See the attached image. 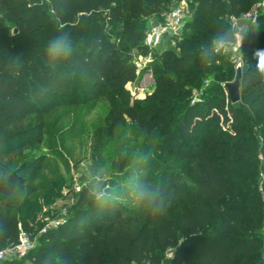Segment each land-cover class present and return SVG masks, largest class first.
<instances>
[{
    "label": "trees",
    "instance_id": "obj_1",
    "mask_svg": "<svg viewBox=\"0 0 264 264\" xmlns=\"http://www.w3.org/2000/svg\"><path fill=\"white\" fill-rule=\"evenodd\" d=\"M174 1L0 0V250L15 245L21 231L33 235L14 212V196L27 173L40 167L24 162L11 170L5 159L41 141L42 115L57 105L105 96L111 127L130 122L156 151L175 154L184 172L190 167L185 182L159 187L171 202L164 215L152 212L147 201L134 204L135 187L122 184L118 194L39 233L22 258L0 264H163L168 249L169 264H264L263 211L243 197L245 177L233 174L242 166L258 170L259 153L264 166V140L259 145L249 133L254 125L248 113L263 120L257 130L264 137V74L253 58L264 49V14L242 46L239 106L223 87L234 79L235 67L214 47L218 39H234L230 15L239 17L261 0L190 1L197 6L186 18L183 28H191L179 51L159 54L153 91L133 99L126 85L137 79V69L119 41L128 34L138 40L134 27L142 23L146 33L150 17L163 21ZM109 22L121 23L123 31L110 33ZM64 36L67 54L51 52ZM234 195L240 199L229 201ZM86 200L82 195L79 205Z\"/></svg>",
    "mask_w": 264,
    "mask_h": 264
},
{
    "label": "rangeland",
    "instance_id": "obj_2",
    "mask_svg": "<svg viewBox=\"0 0 264 264\" xmlns=\"http://www.w3.org/2000/svg\"><path fill=\"white\" fill-rule=\"evenodd\" d=\"M192 0H186L187 4ZM197 3L189 10L194 11ZM163 19V14L162 16ZM151 22H162L157 16L150 17ZM257 21H242L237 30L241 39L238 52L242 55V46L248 29ZM142 23L134 28L140 34L138 40L130 34L119 41L121 48L132 57L137 69V79L129 82L126 89L133 99L145 98L155 86V68L159 65V54L164 50L179 51L178 43L189 31L191 25L178 31L174 36L164 38L161 45L149 55L143 50L145 31L140 29ZM110 33L122 32L120 24L107 23ZM228 40V49L236 43ZM222 55V60H229ZM204 92L196 93L201 98ZM196 97V98H197ZM236 106H239L238 104ZM109 100L103 96L94 101H69L57 105L42 115L44 131L39 143L30 144L5 159V165L14 169L24 162H39L40 167L33 173H27V183L14 196V212L23 222L33 227L32 239L44 228H52L65 222L71 215L87 208L90 204L103 200L111 194H118L122 184L136 186L147 184L159 188L164 182L172 180L186 181L182 161L175 154L154 149V143L139 128L128 121L111 127L108 122ZM254 126L249 133H254L259 145L263 143L262 132L257 130L263 120L258 119L254 111H248ZM222 126H226L221 122ZM249 127L246 129L248 130ZM259 167L242 166L234 171V176L245 177L249 186L243 188V197L263 211L261 233L264 241V166L262 154L259 153ZM124 165L123 171H120ZM130 171V172H129ZM252 171H257L253 179H248ZM104 192L98 200L94 193ZM84 195L87 200L79 205L78 200ZM129 197V196H128ZM133 203L137 204L135 197ZM240 199V195L229 197V201ZM242 198V196H241ZM139 202V201H138ZM139 204V203H138ZM264 249V246H263ZM173 249L165 253L163 264H169ZM23 264H32L29 260Z\"/></svg>",
    "mask_w": 264,
    "mask_h": 264
},
{
    "label": "built area",
    "instance_id": "obj_3",
    "mask_svg": "<svg viewBox=\"0 0 264 264\" xmlns=\"http://www.w3.org/2000/svg\"><path fill=\"white\" fill-rule=\"evenodd\" d=\"M191 13L186 0L174 1L169 11L165 13L162 22H151V26L147 30L144 39V45L147 47L149 55L161 45L165 37L174 36L178 31L182 30L186 18L190 17ZM261 14H264V0L254 3L247 12L239 17L230 15L229 22L232 30H234L236 34H240L237 30L240 22L254 21ZM227 45H229L228 42H226L225 47L219 51L215 48V52L228 56L229 61L236 69L237 66L242 65V56L238 52L236 53L228 49ZM47 229L48 228H44L42 232ZM34 245L35 240L25 231H21L18 242L15 245L0 250V260L22 258L28 251L34 248Z\"/></svg>",
    "mask_w": 264,
    "mask_h": 264
},
{
    "label": "clouds",
    "instance_id": "obj_4",
    "mask_svg": "<svg viewBox=\"0 0 264 264\" xmlns=\"http://www.w3.org/2000/svg\"><path fill=\"white\" fill-rule=\"evenodd\" d=\"M226 41L218 39L214 41V47L217 51L224 48ZM241 39L239 34L236 35V43L232 46V51H239ZM70 41L67 36L61 37L56 40L50 47L51 52L67 54L69 49ZM253 58L256 59V69L259 73L264 74V49H258L254 52ZM98 200L105 196L104 192L94 193ZM163 193L160 192L159 188H151L147 184H137L134 188V197L137 201H147L148 205H151V211L156 215H164L171 206V202L166 201L162 198Z\"/></svg>",
    "mask_w": 264,
    "mask_h": 264
},
{
    "label": "water",
    "instance_id": "obj_5",
    "mask_svg": "<svg viewBox=\"0 0 264 264\" xmlns=\"http://www.w3.org/2000/svg\"><path fill=\"white\" fill-rule=\"evenodd\" d=\"M17 29H14V33ZM241 80H242V66L239 65L235 69V77L232 81L225 82L223 84L224 89L229 95L231 104H237L241 100Z\"/></svg>",
    "mask_w": 264,
    "mask_h": 264
}]
</instances>
